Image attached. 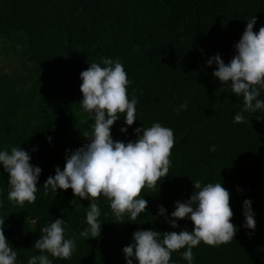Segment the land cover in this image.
Returning a JSON list of instances; mask_svg holds the SVG:
<instances>
[{
	"label": "trees",
	"instance_id": "16d2710c",
	"mask_svg": "<svg viewBox=\"0 0 264 264\" xmlns=\"http://www.w3.org/2000/svg\"><path fill=\"white\" fill-rule=\"evenodd\" d=\"M254 16L258 32L264 0H0V37L21 44L23 63L31 66L0 73V150L20 146L42 169L36 201L20 205L8 200V174L0 166V218L17 264L41 254L34 242L56 218L65 219V235L75 237L76 249L67 259L49 256L53 264H126L122 249L135 231L193 229L186 219L172 228L158 214L163 205L171 219L175 202L194 192L193 180L223 183L238 229L227 243L194 247L195 264H264V114L244 112L245 122L234 123L242 98L212 75L215 64L206 63L215 54L228 63ZM102 58L119 59L130 81L128 96L138 98V120L132 126L118 120L111 129L114 140H135V128L160 122L173 130L175 142L169 175L160 188L158 182L141 193L147 210L135 222L127 216L124 223L114 222L101 196V235L89 238L81 233L90 201L70 188L45 194L43 184L57 166L63 169L66 150L89 142L82 134L92 131L93 120L79 102L80 73ZM185 101L187 108L177 114ZM246 199L252 201L255 230L243 227ZM184 250L172 253L170 264H187Z\"/></svg>",
	"mask_w": 264,
	"mask_h": 264
},
{
	"label": "clouds",
	"instance_id": "9594fccd",
	"mask_svg": "<svg viewBox=\"0 0 264 264\" xmlns=\"http://www.w3.org/2000/svg\"><path fill=\"white\" fill-rule=\"evenodd\" d=\"M257 17H252L235 44V55L228 63L215 54L207 60V65L215 64L212 75L222 86L228 85L236 97L242 98L243 109L234 116V123L246 120L244 112L264 114V26L254 31ZM82 81L80 90L83 98L81 109L93 120L92 131L83 133L88 143L75 150L68 149L66 163L61 169H55L43 184L45 194L49 191L72 189L75 197L90 201L86 211V232L89 238L101 235L102 224L98 218L101 211L97 199L103 196L108 202L114 222H135L141 213L147 210L148 201L141 195L145 188L155 189L161 178L169 175L170 154L174 147V132L171 128L154 122L150 127L134 129L136 139L127 143L114 140L112 126L124 118L127 126L137 121L138 98H129L127 86L130 81L119 59L102 58L100 63L92 62L80 73ZM187 101L175 111L177 114L186 109ZM123 114V115H121ZM127 133V127H121ZM51 137H48L51 142ZM210 151H215L212 145ZM30 153L19 147L10 151L0 150V166L8 174L9 190L7 198L10 202L23 205L36 201L37 184L42 169L30 163ZM194 192L185 201H176L171 219L163 205L158 214L163 215L172 228H178L179 220H189L194 227L179 232L161 233L156 230H137L132 241L122 251L126 264H170L172 253L181 252L187 264H195L193 248L201 242L210 246H218L231 241L237 232L233 224L234 215L230 206V192L223 183L209 182L202 184L193 180ZM243 227L255 230L256 220L252 201L243 202ZM35 221H33L34 223ZM5 219L0 218V264H17L18 253L5 236ZM66 221L56 218L43 226L42 235L34 242L32 248L39 250L40 255L30 256L27 264H53L49 256L67 259L76 249L75 237L65 235ZM174 264V262H173Z\"/></svg>",
	"mask_w": 264,
	"mask_h": 264
},
{
	"label": "rangeland",
	"instance_id": "374dc122",
	"mask_svg": "<svg viewBox=\"0 0 264 264\" xmlns=\"http://www.w3.org/2000/svg\"><path fill=\"white\" fill-rule=\"evenodd\" d=\"M21 44L8 38L0 37V73L14 74L26 72L31 66L23 63Z\"/></svg>",
	"mask_w": 264,
	"mask_h": 264
}]
</instances>
